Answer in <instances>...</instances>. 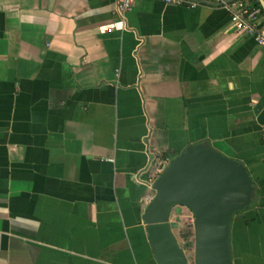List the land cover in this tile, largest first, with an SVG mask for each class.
<instances>
[{"label": "crops", "instance_id": "crops-1", "mask_svg": "<svg viewBox=\"0 0 264 264\" xmlns=\"http://www.w3.org/2000/svg\"><path fill=\"white\" fill-rule=\"evenodd\" d=\"M115 1L0 0V264H157L151 183L204 140L255 188L232 261L264 264V45L229 0H134L101 32Z\"/></svg>", "mask_w": 264, "mask_h": 264}, {"label": "water", "instance_id": "water-1", "mask_svg": "<svg viewBox=\"0 0 264 264\" xmlns=\"http://www.w3.org/2000/svg\"><path fill=\"white\" fill-rule=\"evenodd\" d=\"M258 2L264 12V0ZM151 188L155 193L142 221L157 264H190L170 219L176 207L187 208L193 217V264H234L230 223L234 213L249 207L255 197L244 163L207 140L189 144L167 163Z\"/></svg>", "mask_w": 264, "mask_h": 264}, {"label": "built area", "instance_id": "built-area-1", "mask_svg": "<svg viewBox=\"0 0 264 264\" xmlns=\"http://www.w3.org/2000/svg\"><path fill=\"white\" fill-rule=\"evenodd\" d=\"M164 4L180 5L185 0H158ZM134 0H116L117 17L101 26V32H109L113 30H123L126 28L125 14L130 9ZM223 6L228 12L229 20L233 27L242 31L246 36L254 39L260 45H264V20L261 19L259 11L256 7L248 4L245 0H229L222 1Z\"/></svg>", "mask_w": 264, "mask_h": 264}, {"label": "rangeland", "instance_id": "rangeland-1", "mask_svg": "<svg viewBox=\"0 0 264 264\" xmlns=\"http://www.w3.org/2000/svg\"><path fill=\"white\" fill-rule=\"evenodd\" d=\"M171 221L174 223V233L180 246L183 248L190 264L194 259V228L191 212L185 207H176L173 210Z\"/></svg>", "mask_w": 264, "mask_h": 264}, {"label": "trees", "instance_id": "trees-1", "mask_svg": "<svg viewBox=\"0 0 264 264\" xmlns=\"http://www.w3.org/2000/svg\"><path fill=\"white\" fill-rule=\"evenodd\" d=\"M255 6H257L260 9V12L264 15L263 9L260 6L259 2L257 0H255ZM167 155L165 153H163L162 155H160L161 158H165Z\"/></svg>", "mask_w": 264, "mask_h": 264}]
</instances>
